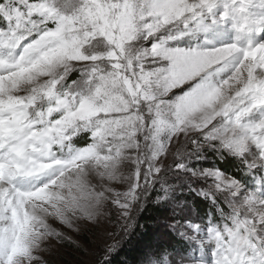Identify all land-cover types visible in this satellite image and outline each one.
I'll list each match as a JSON object with an SVG mask.
<instances>
[{"label": "snow or ice", "instance_id": "snow-or-ice-1", "mask_svg": "<svg viewBox=\"0 0 264 264\" xmlns=\"http://www.w3.org/2000/svg\"><path fill=\"white\" fill-rule=\"evenodd\" d=\"M51 241L264 264V0H0V264Z\"/></svg>", "mask_w": 264, "mask_h": 264}, {"label": "trees", "instance_id": "trees-1", "mask_svg": "<svg viewBox=\"0 0 264 264\" xmlns=\"http://www.w3.org/2000/svg\"><path fill=\"white\" fill-rule=\"evenodd\" d=\"M225 168H229V165H225ZM201 208L204 207L203 204L200 205ZM163 215V210H157L152 207L151 204L143 212L140 217L139 224L142 226L137 227V237L140 241L152 240L158 243L161 242L160 237L155 231V221ZM64 251L58 254V259L54 261H49V264H91L93 257H91L90 262L84 260V252L78 251L76 248H72L70 245L66 244ZM70 247V248H69ZM137 253L136 245H125L124 250L115 256L112 260V264H130V261Z\"/></svg>", "mask_w": 264, "mask_h": 264}, {"label": "rangeland", "instance_id": "rangeland-1", "mask_svg": "<svg viewBox=\"0 0 264 264\" xmlns=\"http://www.w3.org/2000/svg\"><path fill=\"white\" fill-rule=\"evenodd\" d=\"M177 219H179V217H177ZM50 223H52L54 227L61 228L63 231L68 232V229L63 228V226L60 225V224H58L56 221L51 220ZM154 229L157 232L158 236L160 237L161 242H164V243L173 242V241H171V237L168 235V229L165 226V222L162 221L160 223H155V228ZM70 234L75 237V234L74 233H70ZM85 237H87V239L89 241H92L93 244H96V243H101L102 244V241L101 240H97V238L96 237H93L91 233H84L83 236L76 237V238L79 239V240H81V241H83ZM50 244L52 245V248H53V250L51 252L39 251L37 253V255L43 257L44 260L48 261V264H49V261H54V260H57L58 259V254L61 251H64V249H65L64 246L66 244H68V243H64V244L60 245V244H56L55 241H51ZM68 245H70V244H68ZM70 246L72 248H75L72 245H70ZM84 254L85 255L82 256V258L84 260L90 262V259H91L92 256L90 254H86V253H84Z\"/></svg>", "mask_w": 264, "mask_h": 264}]
</instances>
